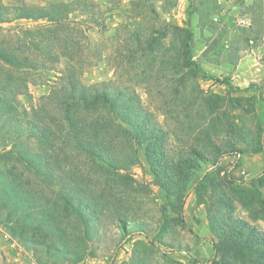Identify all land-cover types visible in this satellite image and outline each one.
Listing matches in <instances>:
<instances>
[{
  "label": "rangeland",
  "instance_id": "1",
  "mask_svg": "<svg viewBox=\"0 0 264 264\" xmlns=\"http://www.w3.org/2000/svg\"><path fill=\"white\" fill-rule=\"evenodd\" d=\"M11 1L0 3L5 6ZM94 1L102 14L97 25L85 23L86 64L77 73L84 84L123 86L167 131L164 147L180 171L169 184L174 191L154 180L147 159L159 142L134 143L136 163L112 174L102 173L72 152L68 164L82 171L83 182L92 190L89 194L100 195L109 208L123 211L127 225L102 211V225L92 222L95 234L87 239L81 228L67 226L64 219H55L61 228L55 232L37 218L8 219L5 209L0 212V225L7 233L43 247L63 248L65 243L75 252L73 258L94 264H218L223 258L233 262L247 258L246 252L224 246L209 220L223 226L238 217L264 229L262 161L249 160L250 166L241 154L230 167L234 152L258 148L264 141L261 87L242 88L233 77L236 54L264 47V0ZM0 16L4 39H9L8 27L44 23L14 14ZM172 26L190 30V57L206 77L183 76L186 69L176 58L182 35H175ZM62 69L60 62L26 74L27 88L17 96L20 105L27 110L38 105ZM112 131L114 149L124 155L130 145L121 140L120 131ZM215 146L228 151L216 154ZM200 154L210 161L203 162ZM0 157V166L16 163L13 154ZM18 167L21 172L22 166ZM25 174L30 185L43 186Z\"/></svg>",
  "mask_w": 264,
  "mask_h": 264
},
{
  "label": "trees",
  "instance_id": "2",
  "mask_svg": "<svg viewBox=\"0 0 264 264\" xmlns=\"http://www.w3.org/2000/svg\"><path fill=\"white\" fill-rule=\"evenodd\" d=\"M41 1L12 0L5 6L0 3V14L44 21L32 27H8L5 30L9 39L0 37V156L13 154L16 162L0 166V212L5 209L8 219L17 216L47 221L55 232L61 229L55 219H64L67 226L81 228L86 238L92 239V222L102 225V211L107 210L125 226L127 215L109 208L100 195L89 194L92 190L83 182L82 171L68 164L72 152L90 160L102 173L112 174L136 163L134 143L149 146L159 142L147 158L154 180L174 191L169 184L180 171L164 147L167 131L150 119L134 94L115 84H84L77 73L76 69L86 64L85 23H99L102 12L98 4L94 0ZM0 21H4L1 16ZM171 29L175 35H182L176 58L186 69L183 76L206 77L190 57V30L179 26ZM60 62L63 69L49 93L29 110L21 106L17 96L27 88L26 74L40 73ZM112 128L120 131L121 140L130 145L124 155L114 149ZM215 150L220 155L228 151L217 146ZM200 157L203 162L210 161L202 154ZM16 164L22 166L21 172ZM25 172L43 186L30 185ZM211 223L212 219L210 229L218 231L224 246L246 252L247 257L239 262L223 258L218 264H264L263 228L238 217L230 218L223 226ZM22 240L71 261L81 260L73 258L75 252L65 243L63 248H51ZM256 255L259 259H251ZM189 260L194 262L195 258L189 256Z\"/></svg>",
  "mask_w": 264,
  "mask_h": 264
},
{
  "label": "crops",
  "instance_id": "3",
  "mask_svg": "<svg viewBox=\"0 0 264 264\" xmlns=\"http://www.w3.org/2000/svg\"><path fill=\"white\" fill-rule=\"evenodd\" d=\"M264 47L251 50L242 54H236L233 61L235 69L233 77L235 84L240 87L253 88L261 87V100L264 101ZM244 156L246 163L252 166L251 161L255 158L262 161L264 166V141L255 149L242 152H234L232 155V164ZM226 157V156H225ZM0 264H94L91 261H78L72 263L67 257L48 253L44 248L35 247L34 245L15 237L6 232L0 225Z\"/></svg>",
  "mask_w": 264,
  "mask_h": 264
}]
</instances>
